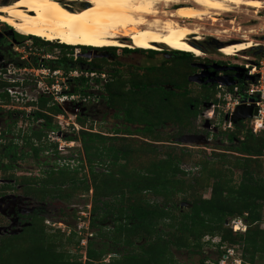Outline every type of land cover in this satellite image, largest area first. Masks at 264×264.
I'll use <instances>...</instances> for the list:
<instances>
[{
  "label": "trees",
  "instance_id": "obj_1",
  "mask_svg": "<svg viewBox=\"0 0 264 264\" xmlns=\"http://www.w3.org/2000/svg\"><path fill=\"white\" fill-rule=\"evenodd\" d=\"M29 38L34 41L33 45L35 46H38V43H43L42 45L50 43L37 37L29 36ZM27 39V37L15 34L17 42H24ZM58 47H60L62 56L56 58V60H45V66L53 70H63L64 72L77 70L83 72V74L85 72L97 75L103 73V70L91 60L88 62L80 56L74 59L73 46L60 44ZM41 48L44 47L38 48L42 52L43 49ZM77 48H81L82 51L94 49L83 46H78ZM104 49L114 51L116 48ZM123 50L125 52L129 51ZM44 51H46L45 48ZM136 52L143 53V50L139 49ZM172 52L182 55L185 58V63L181 66L182 72L179 74V79L181 80L178 81H181V84H173L169 81L167 83H172L171 85L175 90L183 89V97L186 98L187 91L186 87L184 88L186 80L184 81L182 76L185 72L184 66L188 65L193 57L189 53ZM157 53L151 50L146 51V55L149 58H154ZM2 55L7 59L0 62V67L6 63H11L18 68L31 66L36 63L34 58H30L28 61L19 60V57L11 51L10 44L6 51L2 52ZM160 67H162V63L160 66H150L147 71L154 72ZM2 73H5V71L2 70ZM113 74L115 72H111V75ZM174 78L177 79L178 77ZM93 80L99 83L100 78L98 76L93 78ZM89 81L90 78H85L81 75L79 78H74L71 82L87 88ZM27 84L29 83L26 82L25 85ZM15 85L17 84H10L0 76V99L3 102L10 104L9 96L5 89ZM121 87V81L115 78L108 85L107 91L111 88L109 90L111 99L122 105H124L122 102L127 103L126 107L123 108L125 116L131 121H133L131 117L133 113L139 115L141 113L143 117L146 116L149 113L146 107L151 104L146 101V90H149L150 87L142 85L139 87L140 93L132 91V93L127 92V94L124 93ZM207 87L200 86L198 88L199 101L186 100L184 106L189 114L197 115V107L200 100L208 102L209 93L206 89ZM212 89L213 87L210 90ZM157 90L159 91L157 101L161 104H165L171 97L177 95L174 91H164L160 87ZM74 91L77 90L74 89ZM79 93L86 95L85 90H80ZM137 94L144 98V102H141L143 103L142 105H145L144 109L132 99V95ZM50 100L51 98L46 94H40L36 104L37 110L31 113L30 117H27L33 122L41 121L42 123V129L32 131L33 137H36L38 141L42 137L46 138L48 132L57 129V126L52 125V120L47 113L59 114L61 113V108L55 105L47 107ZM158 103H155V105L158 106ZM30 105L34 106V103H24V106ZM38 107L45 113L40 112ZM5 114L11 121L7 127V132H0V140L3 141L0 143V161L5 164V170L12 169L19 160L26 156L31 155L37 159L41 153L48 151L47 147L33 143L31 141L32 137L27 135L21 138L24 145L22 147L18 145L15 139H7L4 134H10L9 129L16 126L20 120H24L26 115L24 112L14 110L6 111ZM141 115L140 119L146 123V128L143 130L137 129L135 133L153 136L151 127L158 125L164 120L159 119L152 123L144 120ZM77 121L80 122L79 118H77ZM243 128L239 123L234 130L224 133L230 144L235 139H238L237 144L230 146L229 149L243 156L242 160H235L231 164L232 168L241 171L239 182L237 184L233 183L231 169H223L222 166L230 163L225 160L224 156H219L222 164L220 168L207 170L206 166H202V172L207 177L201 182L197 180L195 182L196 186L200 185L202 188L205 187L203 183L209 179L213 180L209 186V198L204 199L201 196H194L192 201L189 202V210L178 215L174 213L172 208H167L168 204L172 203L173 198L178 193L183 192L185 189H193V186L182 179L184 178L183 176H186V173L179 168L181 161L177 156L165 153L164 158L153 161L145 170L128 171L129 150H119L113 146H99L98 143L105 142L101 136L81 132L78 138L86 164L89 167L90 185L87 184L88 180L86 177H78V168H80L81 162L73 170H69L68 164L57 171L49 170L45 173L44 180L33 179L30 183L38 185L37 190L34 189V191L40 195L36 198L42 201L46 198L68 199L76 192H88L91 187L93 191L92 213L97 214L100 209H104L103 216H111L113 219V229L107 232L101 231L100 228L97 230L96 237L101 241V244L95 243L93 240L88 241L83 261L81 255L70 254L69 251L63 250L64 246L70 243V238H67L66 242L62 238L63 236L58 237L55 234H49L46 231L44 219L31 215L28 217L27 223L24 224L25 226L17 234L0 235V264H175L172 249H184L200 253L204 245L202 240L206 236H218L220 240L217 247L225 243L229 245L242 244L245 253L249 254L248 262L250 264L255 261L257 256L262 258L264 255V231L260 230L258 226H253V224L261 219L262 204L264 203V174L262 173L264 161L261 159L264 146L261 138L252 135L249 130L242 132ZM152 138L159 139L154 136ZM17 139L20 140V138ZM75 140L76 138L71 136L66 138V141L69 142ZM25 147L29 149V152L25 151ZM55 153L57 154V151L54 147ZM103 158L109 159L108 163L105 164L102 161ZM121 161L124 163H121ZM94 165L105 166L107 172L95 174L93 172ZM256 169L262 175L261 177L256 175ZM26 182L28 180L22 179L20 183ZM50 185L57 187L67 186L66 189L68 190H59V193L54 192L49 190ZM148 196L155 199L160 198L162 204L149 200ZM176 211H178V207H176ZM244 214H247L245 220L248 225L244 235L232 233L228 228L224 227V222L227 219L242 217ZM95 221L93 219L90 223L92 228L97 227ZM75 245L78 246L79 241L75 242ZM116 247L124 249L135 247L138 252L120 254ZM110 253H114L116 256L109 258L108 263H104L103 259ZM206 259L203 258L200 264H205ZM212 264H217V261Z\"/></svg>",
  "mask_w": 264,
  "mask_h": 264
},
{
  "label": "rangeland",
  "instance_id": "obj_2",
  "mask_svg": "<svg viewBox=\"0 0 264 264\" xmlns=\"http://www.w3.org/2000/svg\"><path fill=\"white\" fill-rule=\"evenodd\" d=\"M184 1L185 0H180L179 2ZM14 2H16V0L12 1L11 3ZM62 2L70 6L71 9L77 10L82 9L83 6H85L86 0H63ZM88 6L89 5H87V7ZM185 6L186 5L184 3H179L176 6H171L168 8L161 5L158 9V19L161 21L168 19V14L173 12L175 8ZM230 10V12L212 16V18L205 17L202 19V21H187L186 25H188L190 28L200 29V34L208 36V40H210L209 44L215 43V47L219 49L220 47L230 43L235 44L246 42L243 36L248 37L247 41H251L250 39H252L254 40L253 42H255V39L246 32L248 30H257V14L253 13L256 12V10H251L247 7L234 8V6H230ZM148 20L152 21L153 18L150 17ZM174 21H177V19H174ZM258 21L263 22L264 20ZM0 23L8 27L7 24L3 22ZM27 38V40H30L29 42H32L33 44L34 41L29 37ZM201 38H203L202 35ZM3 44L4 45L0 44V47L5 46L4 52L9 47V44L12 45L10 41ZM42 44L43 43H38V46H32L36 49L39 47H44L46 51H44V48H41L43 51L40 54L45 52L53 58L52 60H56V58L62 56L60 47H58V45H60L59 43L50 42L48 44L45 43V45ZM126 44H129V42ZM123 49L133 51L139 50L129 47L122 49L116 48L114 50V55L116 57L103 58V56H101L102 54L92 49L86 51H82L77 47L73 49L74 56H80L82 59H86L88 62L91 60L94 64L99 66V68L103 70L102 72L104 78L99 77V83H96L94 80H90L87 84V88L84 86H79L77 83L71 82L72 78H69V83L67 82L66 84L67 90H65V93L68 95L74 94L76 96L75 101H67L62 103L61 107L55 102L52 96L47 95L49 98H51L47 104V107H52L55 105L57 107L59 106L60 108L65 107L66 109H61V113L59 114H54L51 112L47 113V115L52 120V125H55L58 128L57 135L50 134L48 138L42 137L38 141L36 137H33L32 131H38L42 129V123L41 121L33 122L28 118L20 120L16 126L10 128V134H4L7 139H15L20 147L24 146L22 144L23 141H21V138L27 135L28 137H32L31 141L33 143L47 147L48 151L41 153L37 159L33 158L31 155L26 156L22 160H19L10 170H5V164L0 161V235L17 234L22 229V227L25 226L23 224L25 216L34 214L44 219V225L46 226V231L49 234H55L58 237L63 236L62 238L64 241H66L67 238H70V243H67L63 250L69 251L70 254L81 255L82 260L84 261L87 242L93 240L95 243L101 244V241H99L98 237H96L97 230L100 228L101 231L107 232L108 230L113 229V219L111 216H103L105 212L104 209H100L97 214L92 213L93 191L91 187L89 188L88 192H76L68 199H56L38 202L36 197L40 195L36 194L34 191V189L37 190L38 185L36 183H30V181L33 179L44 180L45 173H47L49 170L57 171L63 168V166H66V164L69 165V170H73V168L78 166V164L81 162L79 165L80 168H78V177H86L88 180L87 184L90 185L91 182L89 167L86 164L85 156L81 149L80 140L78 138L81 132L97 134L101 136L105 142L98 143L99 146H113L119 150H129V160L127 162L128 171L145 170L146 167L153 161L164 158L165 153H170L174 156H177L181 161L179 168L186 173V176H183L184 178L182 179L185 180L187 184H191L193 189H185L183 192L178 193L173 198L172 203L168 204L167 208H172L176 215L189 210V202L192 201L194 196H201L204 199L209 198V186L212 184L213 180L209 179L203 183L205 187L202 188L200 185L196 186L195 182L196 180L201 182L207 177V175L202 172V166H206L207 170L210 168H220L222 164L219 156H224L225 160L230 163L222 166L223 169H231L233 183L237 184L239 182L241 171L236 168H232L231 164H233L235 160H242L243 156L236 152L230 151L229 149L230 146L232 147L237 144L238 139H235L230 144L228 141H226L224 135L217 134L214 135L211 140H209V137L199 129V124L201 121V119H199V115L206 108L207 101L200 100L198 113L196 116L189 114L185 110L184 104L187 99L199 101L198 88L200 86L189 81L191 77L196 76L198 71L193 68L191 64L184 66L185 72L182 78H184V81L186 80V86H184V88L186 87L187 97H183V89H177L175 91L177 94L175 97H171L168 102L161 104L157 101L159 97V92L156 91L158 88V83L169 81L173 84L180 85L181 81H178L181 80L179 79V74H181V66H183L185 62L179 60H164L162 56L149 58L146 55V51L148 50H143V53L140 52V56H126L120 51ZM161 49L162 48L157 47L156 50H149L159 53L161 52ZM203 49L205 50L204 52H206L211 58L221 60L223 59L216 57L213 51L207 49V45H204ZM0 50V62H3V60H6L7 58L3 57V50ZM163 50L169 51L170 49L165 47ZM257 52L258 50L249 49L239 53V55L253 56L256 55ZM222 56L229 63L241 61V59L238 57ZM192 57L196 58L193 55ZM161 63L162 67L155 70L154 72L147 71L150 66H160ZM33 65H36V63ZM4 67L7 69V63L3 65V68ZM11 72H15L16 74L13 78L20 79L24 77L21 72H16L14 70H11ZM111 72H115V74L111 75ZM60 73L61 76H58V78H64L66 72L61 70ZM174 77L178 78L176 79ZM115 78H118V80L121 81V88H123V91L126 94L127 92L132 93V91L140 93L139 87L142 85H147L150 87L149 90H146V101H149L151 104H153H149V106L146 107L147 111L149 112L146 116L143 117L141 113L140 115L144 120L151 121L152 123H155L159 119L164 120L162 121L164 122V127L162 129L158 127L153 131V136L159 139L152 138V135L135 133L138 128L140 129L145 126V122H142L139 114L133 113L131 116L133 120V126H129L130 130L132 131L130 134H126L122 130L121 126L123 124L121 125L122 119L120 117L125 116L123 108L126 107L127 103L122 102L124 104L122 105L121 103L116 102L109 96V90L111 88L107 91L108 85L111 84ZM172 83H166L164 89L168 91L175 90L171 85ZM31 84L32 86L29 89H26V99H33L34 106H25L27 107V110L30 111L28 117H30L31 113L37 110V99L39 95L42 94L40 93V90L37 89V86H35L33 83V80L31 81ZM74 89L77 91H74ZM206 89L209 93L207 98L212 99L214 94L213 89L210 90L211 87L209 86ZM80 90H85L86 95H81V93H79ZM132 99L134 102H137V104H139L142 109H144L145 105H142L143 103H141L144 102V98H141L140 94L132 95ZM155 103H158V106H156ZM6 105H9V103H5L0 99V132L3 133L5 131L7 132V127L11 122L5 112L9 110L13 111V108L11 107L9 109H5L4 106ZM14 110L17 112H25L19 111L17 109ZM38 110L45 113L40 107H38ZM116 115L120 117L116 118ZM59 116H61L62 121L58 119ZM176 117L177 119H175ZM77 118H79L80 122L77 121ZM58 122H60L61 127L59 126ZM116 132L118 133L116 134ZM70 136L76 138V140L72 142V145L67 147L64 153L54 154V147L57 148L59 142H69L66 141V138ZM183 136H196L197 139L193 142H186L182 144L178 142V140ZM17 138H20V140ZM1 142L3 141L0 140V143ZM25 151L29 152V149L25 147ZM102 161L106 164L108 163L109 159L103 158ZM121 163L124 162L121 161ZM93 172L95 174H104L107 172V168L102 165H94ZM255 173H257L256 175L259 177L262 176L259 174L257 169L255 170ZM22 179H26L28 182L20 183ZM66 188L67 186L57 187L50 185L49 190L59 193V190L67 191L68 189ZM148 199L162 204V200L160 198L155 199L148 196ZM176 207H178V211H176ZM262 210L264 211V209ZM93 219L96 220L95 222L97 224V227L95 228L90 226V223ZM224 227L229 229L228 224L224 225ZM230 232L232 231L230 230ZM238 234L243 235L241 233ZM92 236L93 238H91ZM219 240L220 238L218 236L204 237L202 240L204 245L200 253H195L184 249H172V256L175 264H200L203 258H207L205 264H212L216 261L217 264H222V261H224L225 264H236L234 261L240 260H243L244 264H250L248 262L249 254L245 253L242 244L229 245L225 243L222 246L217 247ZM77 241H79L78 246L75 245V242ZM116 250L120 254L138 252V249L135 247L131 249L116 247ZM227 250L228 253L226 254L225 251ZM115 256L116 254L110 253V255L103 259V262L108 263L110 260L109 258ZM251 264H264V255L262 258L257 256L255 261Z\"/></svg>",
  "mask_w": 264,
  "mask_h": 264
},
{
  "label": "bare ground",
  "instance_id": "obj_3",
  "mask_svg": "<svg viewBox=\"0 0 264 264\" xmlns=\"http://www.w3.org/2000/svg\"><path fill=\"white\" fill-rule=\"evenodd\" d=\"M62 1L19 0L0 6V22L19 35L67 46L156 50L162 45L199 58L203 54L191 41L200 40V29L188 27L187 21L230 12V6L258 10L263 5L261 0H86L88 7L73 10ZM179 3L186 6L175 8L168 19H158L161 5ZM254 47L255 42L230 43L220 53L232 57Z\"/></svg>",
  "mask_w": 264,
  "mask_h": 264
},
{
  "label": "built area",
  "instance_id": "obj_4",
  "mask_svg": "<svg viewBox=\"0 0 264 264\" xmlns=\"http://www.w3.org/2000/svg\"><path fill=\"white\" fill-rule=\"evenodd\" d=\"M258 20H264V11L259 16ZM257 25V30H255L257 42H255V47L251 48L258 50L257 54L253 56H239V54H235V56H232L241 59L240 62L231 63L234 67L243 70L241 79L238 80L235 85L231 86H224L220 83L209 84L210 87H213L214 94L212 99L208 100L206 108L201 112L199 118L201 119L200 123L210 124L209 129L213 133H218L219 130L227 133L234 130L235 126L240 123L244 127L242 132L244 130H249L252 135L263 140L264 146V21H258ZM29 41L30 40L12 44L11 51L22 61H28L30 58H34L36 65L18 68L11 63H7V69L5 68L6 66L4 68L3 66L0 67V76L10 84H17L5 89L9 96L10 104L12 105L9 104L4 106L5 109L11 107L13 110L17 109L19 111H25L26 118L29 116L30 111L27 110V107L23 104L28 101L33 102V99L31 98L26 99V89H29L32 86V80L35 86H37V89L40 90V93L52 96L55 102L61 107L62 103L75 101L76 96L74 94L68 95L65 93V90H67L66 84L67 82L69 83V78H72L71 80H73L74 78H79L81 75L85 78H90L91 81L98 76L104 78L103 73L97 75L95 73L85 72L83 74V72L75 70L66 72L64 78L59 79L58 76H61V70H53L44 65L45 60H52L53 58L45 52L40 54V49L34 48L32 42ZM75 58L76 56H74V59ZM2 70H4L5 73H2ZM11 70L21 72L24 77L20 79L13 78L16 74L15 72H11ZM223 75L225 74H218L217 76ZM234 75L235 73L231 76L234 80H237ZM249 78H252L253 80L251 81ZM26 82L29 84L25 85ZM240 106H244L245 108L252 106L256 113L254 114L252 112L250 118H246L238 123H233L231 121L232 117L237 107ZM58 119L62 121L61 116H59ZM58 124L59 126L61 125L60 122H58ZM57 130L58 128L55 131L48 132L47 138L50 134L57 135ZM72 142H59L56 148L57 153H64L66 148L72 145ZM261 159L264 161V147ZM262 173L264 174V168L262 169ZM262 209H264V203L262 204ZM246 217L247 214H244L242 217H233L227 220L228 227L232 233H241L243 235L246 233L248 228L245 220ZM253 226H258L260 230L264 231L263 210L261 219L255 222ZM225 252L227 254L228 250ZM234 262L236 264H242L243 260ZM221 263L225 264L224 261Z\"/></svg>",
  "mask_w": 264,
  "mask_h": 264
},
{
  "label": "flooded vegetation",
  "instance_id": "obj_5",
  "mask_svg": "<svg viewBox=\"0 0 264 264\" xmlns=\"http://www.w3.org/2000/svg\"><path fill=\"white\" fill-rule=\"evenodd\" d=\"M12 1H15V0H1L0 6L8 5ZM16 2H17V0H16ZM261 2L263 3L262 9H258V10H256V12H253V13L257 14V18H256V23L257 24H258V19H259L258 16H260L263 13V11H264V1L261 0ZM0 28H1L0 29V42H2V43H0L1 45H4L3 43L9 42V41L12 42L13 40L16 43H18L15 40V34L16 33L12 31L13 29H11L10 27L4 26L1 23H0ZM246 33H248V35L252 36V38L255 39V42L257 41L256 40L257 39V36L255 34V30H253V31L252 30L251 31L248 30ZM201 35L203 36V38H200V40H193L192 39V41H191V43L194 46H196L197 48H199L201 50L202 54H203V56H201L199 58L196 57V58L191 59V61L189 63V64L192 65L193 68H195L198 71L196 75H202L200 77V80L206 81L207 79H209V77H208L209 73L215 72L214 71V68L215 67L226 68L225 71H216L215 72V76H217L218 74L233 75L234 72L231 71V70H229V68L234 67V66L231 65V63L227 62L224 59V57L220 53V49L215 47V43L214 44H209V41L210 40H208V36H206L204 34H201ZM243 37H244V40H246V42H243V43H248V42L253 43V41H254L252 39H250L251 41H247L248 37L247 36H243ZM121 42L128 43V40L123 39V40H121ZM204 45H207V49L210 50V51H213L214 52V55L216 57H218V58L220 57V58H223V59L222 60L221 59H214V58H211L210 56H208V54L206 52H204L205 51L203 49V46ZM157 47L162 48V49H161V52L157 53L155 56H162L164 58V60H179V61H183L184 62L185 58H183L182 55L172 52L173 50L172 51H170V50L169 51L168 50H163L165 48L164 46H157ZM4 48H5V46H1L0 47V49H2L3 51H4ZM78 49H81V48H78ZM92 50H95L96 52L102 54L101 56H103V58L116 57L114 55V51H111V50H107V49H103V50L92 49ZM120 51H121V53L123 55H126V56H129V55H132V56H140L141 55V53L136 52V51H133V50H129L128 52H125L124 50H120ZM239 56H241V55H239ZM213 66H214V68H213ZM166 83L167 82H162V83L159 82L158 83V88L160 87L161 90L168 91V90H165L164 89V86H166ZM197 85H199V84H197ZM199 86H209L210 87L209 84H200ZM172 91L175 92L176 90H172ZM157 92H159V91L157 90ZM191 110H192V108H191ZM114 112H117V111H114ZM197 113H198V107H197ZM115 117L116 118H119L120 116L116 115ZM120 118L122 119L121 125L123 124L121 126L122 130L126 134H130L132 131L130 130L129 126H133V121H131L127 116H123V117H120ZM163 125H164V122H160L158 125H154L153 127H151V129H152V131H154L158 127L160 129H162L164 127ZM209 127H210V124L209 123H207V124L200 123L199 124V129L201 131H203L206 134V136L209 137V140H211L214 135L220 134V135H224L225 136V139L227 141V137L224 134V132H222L221 130H219L218 133L217 132L213 133V132L210 131ZM144 128H146V123H145V126L143 128H140V129L143 130ZM117 133L118 132H116V134ZM36 200L38 202H44L46 200H56V199H48V198H46V199H43V201L42 200H39V199H36ZM31 215H34V214H31ZM31 215L25 216V219H24L23 224H26L27 223V219Z\"/></svg>",
  "mask_w": 264,
  "mask_h": 264
},
{
  "label": "water",
  "instance_id": "obj_6",
  "mask_svg": "<svg viewBox=\"0 0 264 264\" xmlns=\"http://www.w3.org/2000/svg\"><path fill=\"white\" fill-rule=\"evenodd\" d=\"M85 7H87V4H85ZM12 31L15 32L14 30H12ZM11 43L14 44L16 42L13 40ZM84 55H82V56H84ZM84 57H87V56H84ZM213 68H214V66H213ZM225 70H226V68H220V67L214 68L215 72L216 71H225ZM229 70H231L235 73L234 77L237 80H234L231 75L215 76V72H211L208 75L209 79H207L206 81L200 80V77L202 75H196L194 77H191L189 79V81L194 82V83L199 84V85L200 84H213V83H220L221 85H224V86L235 85L237 83V81L241 79L243 70L238 68V67H231V68H229ZM249 79L251 81L253 80L252 78H249ZM62 109L66 110L65 107H63ZM252 112L254 114L256 113L255 109L253 110L252 106H250L248 108H245L244 106L237 107L231 121L233 123H238V122H240L246 118H250L252 115ZM196 139H197L196 136H183L178 140V142L184 144L186 142H193ZM226 224H227V221L224 222V225H226Z\"/></svg>",
  "mask_w": 264,
  "mask_h": 264
},
{
  "label": "clouds",
  "instance_id": "obj_7",
  "mask_svg": "<svg viewBox=\"0 0 264 264\" xmlns=\"http://www.w3.org/2000/svg\"><path fill=\"white\" fill-rule=\"evenodd\" d=\"M75 48V47H74ZM91 48V47H90Z\"/></svg>",
  "mask_w": 264,
  "mask_h": 264
}]
</instances>
